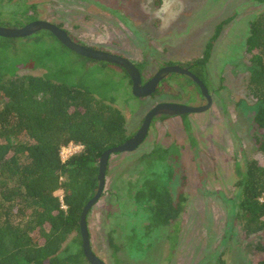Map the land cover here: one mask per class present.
Masks as SVG:
<instances>
[{
	"label": "rangeland",
	"instance_id": "374dc122",
	"mask_svg": "<svg viewBox=\"0 0 264 264\" xmlns=\"http://www.w3.org/2000/svg\"><path fill=\"white\" fill-rule=\"evenodd\" d=\"M262 11L260 0H0V26L21 27L22 23L3 22L19 19L25 25L28 16L52 22L84 45L141 65L146 79L165 65H186L202 56L223 24L213 41L207 81L202 80L212 106L186 117L155 118L137 149L111 155L104 192L88 214L92 249L106 264H255L263 256L256 247L264 243V231L247 237L235 217L239 170L247 160H263L252 120L256 101L247 91L250 58L243 46L250 21ZM25 54L20 49L18 60ZM67 55L62 56L79 67L81 75L83 59L72 51ZM91 63L85 77L99 96L125 88L117 93L115 105L124 113L132 136L158 102L207 103L183 75H169L180 79L166 80L156 95L135 97L124 71L111 63ZM156 147L169 149L166 161L174 168L173 196L187 195L180 219L161 226L151 220L147 224L148 212L131 197L146 169L144 159ZM158 162L146 170L163 174ZM164 176L168 177L166 167L159 178L165 180ZM110 236L122 245L115 253Z\"/></svg>",
	"mask_w": 264,
	"mask_h": 264
},
{
	"label": "trees",
	"instance_id": "16d2710c",
	"mask_svg": "<svg viewBox=\"0 0 264 264\" xmlns=\"http://www.w3.org/2000/svg\"><path fill=\"white\" fill-rule=\"evenodd\" d=\"M26 18V23L34 19ZM14 22L24 25L19 19L3 23ZM222 25L203 55L186 64L201 80H206L213 41ZM243 46L250 58L247 91L256 101L252 120L263 154V160L246 161L235 183V217L248 237L264 231V11L250 21ZM20 49L26 51L22 61L17 57ZM68 51L49 30L25 38L0 36V264H91L82 246L81 213L98 189L101 155L132 136L115 105L117 93L125 88L99 96L85 77L91 62L98 60L72 51L83 59L78 75L79 67L65 60ZM136 66L142 72V66ZM21 68L44 71L20 73ZM69 144L82 148L63 159L62 149ZM169 156L164 147L147 153L145 168L159 159L156 166L162 165L163 174L166 167L168 177L163 180V174L144 169L131 195L148 212L149 225L150 220L155 226L177 221L186 210L187 195L180 192L175 198L170 190L174 168L166 161ZM109 242L113 253L122 248L111 236ZM256 248L263 256L255 264H264V243Z\"/></svg>",
	"mask_w": 264,
	"mask_h": 264
},
{
	"label": "water",
	"instance_id": "95a60500",
	"mask_svg": "<svg viewBox=\"0 0 264 264\" xmlns=\"http://www.w3.org/2000/svg\"><path fill=\"white\" fill-rule=\"evenodd\" d=\"M40 30H49L52 32L66 47L72 51L90 59L105 61L115 64L118 67L124 68L132 80V92L137 97L149 96L156 91L160 81L172 72L187 74L192 77L196 84L200 87L203 95L207 98L208 103L201 106H192L180 104L176 102H161L155 105L144 117V120L138 131L131 136L125 143L106 150L99 160V186L95 195L84 206L80 217V232L82 236L83 251L91 264H106L93 251L90 241L88 214L92 207L102 197L105 188L106 170L109 163V158L112 154L134 151L146 139L153 119L159 115L177 116L188 113H198L208 110L212 106V96L208 91L205 83L192 73L189 69L179 65L165 66L160 69L154 76L145 84H142V74L136 64L118 54L96 49L91 46L84 45L73 39L67 30L60 26L46 21L33 20L21 27H5L0 26V36L7 38H25L33 35Z\"/></svg>",
	"mask_w": 264,
	"mask_h": 264
},
{
	"label": "flooded vegetation",
	"instance_id": "af4514ba",
	"mask_svg": "<svg viewBox=\"0 0 264 264\" xmlns=\"http://www.w3.org/2000/svg\"><path fill=\"white\" fill-rule=\"evenodd\" d=\"M112 53V52H111ZM115 54V53H114ZM115 67H117V68H119L121 71H124V68H120V67H118L117 65H115V64H113ZM172 65H179V66H181V67H183V68H187V69H189V67L188 66H186V65H182V64H172ZM172 65H167V66H172ZM166 66V65H165ZM165 66H163V67H165ZM163 67H161L160 69H162ZM159 69V70H160ZM158 70V71H159ZM190 70V69H189ZM157 71V72H158ZM156 72V73H157ZM179 74V75H183V76H185V75H187V74H181V73H178V72H172V73H168L161 81H160V83H159V85H158V87H157V89H156V91L155 92H153L151 95H149V96H153V95H156V94H158L159 92H161V85L163 84V83H165L166 82V80H168V79H171V78H177V79H180V77H170L169 75H171V74ZM141 74H142V72H141ZM154 76V75H153ZM153 76H151L149 79H146L144 76H143V74H142V84H145L148 80H150ZM187 76H189V75H187ZM190 78H192L191 76H189ZM129 79H131V78H129ZM194 81V80H193ZM194 83H195V81H194ZM193 83V84H194ZM195 85V87H196V89H197V87H199L198 86V84H194ZM131 86H132V80H131ZM200 88V87H199ZM131 89H132V87H131ZM198 90V89H197ZM199 91V90H198ZM199 93L200 94H202L203 95V93H202V91H201V89H200V91H199ZM204 96V95H203ZM205 97V96H204ZM206 98V97H205ZM206 100H207V98H206ZM162 102H170V101H162ZM172 102V101H171ZM159 103H161V102H158L157 104H159ZM177 103V102H176ZM207 103H208V100H207ZM206 103V104H207ZM156 104V105H157ZM181 104V103H180ZM206 104H204V105H206ZM187 105V104H186ZM192 106H194V105H192ZM153 108V107H152ZM151 108V109H152ZM150 111V110H149ZM148 111V112H149ZM183 115H187V114H183ZM183 115H180V116H183ZM171 117H178V115L177 116H167V115H159V116H157V117H155L156 119H162V118H171ZM154 118V119H155ZM153 119V120H154ZM151 127V126H150ZM150 130V129H149ZM138 131V130H137ZM136 131V132H137ZM135 132V133H136ZM148 136V135H147Z\"/></svg>",
	"mask_w": 264,
	"mask_h": 264
},
{
	"label": "built area",
	"instance_id": "2783aa9c",
	"mask_svg": "<svg viewBox=\"0 0 264 264\" xmlns=\"http://www.w3.org/2000/svg\"><path fill=\"white\" fill-rule=\"evenodd\" d=\"M82 148L81 145H77V144H69L68 146L64 147L62 149V157L63 159L67 158L68 156H70L71 154L80 151V149ZM67 152V155L64 156V153Z\"/></svg>",
	"mask_w": 264,
	"mask_h": 264
}]
</instances>
